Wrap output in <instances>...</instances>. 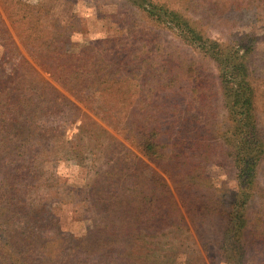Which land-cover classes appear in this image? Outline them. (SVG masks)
<instances>
[{"label": "rangeland", "instance_id": "1", "mask_svg": "<svg viewBox=\"0 0 264 264\" xmlns=\"http://www.w3.org/2000/svg\"><path fill=\"white\" fill-rule=\"evenodd\" d=\"M151 1L224 47L235 45L245 53L240 55L246 56L264 139V0ZM179 36L171 23L149 19L129 0H0V264H149L156 255L169 257V264L237 263L242 253L228 231L238 192L236 170L226 148L210 139L220 122L224 130L229 125L219 68ZM94 61L106 75L100 85H122L125 93L80 91L94 102L85 108L54 73L56 68L81 69L89 77L88 64ZM175 77L177 93L168 96L166 87ZM51 87L71 102L61 104ZM115 96L129 103L126 124L114 119L116 111L105 114L97 103ZM54 100L60 103L56 107ZM154 100L167 107L157 114L168 120L158 125L162 141L172 143L164 131L175 127L185 139L183 146L196 154L211 145L214 158L209 162L189 154L205 165L203 177L211 183L199 196L188 189L193 183L185 178V169L175 170L180 175L174 181L138 148L142 129L156 125L153 112L143 109ZM172 105L177 113L168 115ZM81 112L90 120L80 118ZM94 123L115 140L101 134L103 147L76 155L70 142L81 138L86 144ZM79 127L83 135L77 136ZM10 145L19 146L13 150ZM152 171L178 204L160 229L150 228L155 223L151 217L162 214L154 206L158 198L149 199L150 190L152 196L161 192ZM256 177L246 212V264H264V159ZM109 209L114 216L104 213ZM107 221L110 235L121 237L90 239Z\"/></svg>", "mask_w": 264, "mask_h": 264}, {"label": "trees", "instance_id": "2", "mask_svg": "<svg viewBox=\"0 0 264 264\" xmlns=\"http://www.w3.org/2000/svg\"><path fill=\"white\" fill-rule=\"evenodd\" d=\"M134 6L142 9L148 18L155 20L156 22H169L171 23L180 33L181 40L186 42L187 44L195 47L199 50L200 53H203L204 55L210 57L213 59L219 68V80L221 83V89H222V96L224 99V109L225 113H227V120H228V129L224 130L223 123H219L220 125L217 126L213 132H211L210 139L216 140L218 143L223 145L226 148V156L229 159L230 163H232L233 167L236 170V179L238 183V192L236 194V200L231 205V210L229 212L230 220L228 225V231H230L235 241L239 245V250L241 251V255L239 256V259L236 264H246L245 258L246 254L244 251L243 243L245 233L250 231L248 230V215L246 212H248V205L251 201V199L254 197L255 194V187L258 183L257 172L259 170V167L261 165V162L264 159V139L262 135L260 134L259 127H258V119H256V110H255V98H256V91L253 87V83L251 81V78L249 77L250 71H248V67L245 63V54L241 52V49H237V46H229L224 47L222 44L214 41L212 38L203 35L200 31L198 32L195 27H193L188 21L181 20L179 18L178 13H167L163 12L162 9H160V6L154 5L151 0H129ZM163 12V13H161ZM163 20V21H162ZM191 21V20H190ZM160 23V22H159ZM179 36V37H180ZM88 66L92 67L90 69V75L89 77L85 76L84 71L81 69H78L77 71L69 72L68 69H55L54 76L57 74L59 75V78L57 77V80H61V84L64 86L63 88L68 89L71 91V95H74L75 97H79V101L81 104H84L83 106L85 108L91 107V105L94 103L92 101L89 102L88 98L81 97L82 92L80 91H94L95 93H101V92H108L112 93L113 89H115L113 92L122 94L125 93V90H122L123 86H115V85H100L104 80L103 78L106 75H101L100 70L97 69L99 66V63L97 61L90 62ZM47 71V69H45ZM50 72V71H47ZM80 72V73H78ZM82 72V73H81ZM53 76L52 72H50ZM121 74V72H120ZM116 74H114L115 76ZM189 78L191 75H187ZM114 79V78H113ZM42 79V83H46L45 80ZM109 80H112L109 78ZM171 80V79H170ZM75 82L74 86L76 87L75 91H73V85L71 82ZM173 82L172 86L166 87L169 91L168 96H174L177 93V82L179 81L176 77L171 80ZM78 84V85H77ZM116 84V83H115ZM166 86V85H165ZM50 89V87H48ZM52 88V87H51ZM129 89V87H127ZM164 89L167 90V89ZM65 89V90H66ZM52 90L59 96L62 97L63 102L62 103H70L66 97L62 95L58 90L55 88H52ZM148 92H152V89H148ZM101 102V103H100ZM55 107L57 104L54 100ZM104 108L106 111L105 114H108L110 116H114L113 112L116 111L117 115H115L114 119L119 118V122L121 123L122 120L123 123L126 124L128 117H130V108L128 101H125L123 99H118L113 97V99L109 101H99L97 102ZM162 102L159 101H151L146 105H143V109H148V114L153 112L151 120L155 121L157 118L156 125L154 127H147L145 126V129H142L140 137H139V145L138 148L140 152L150 159L155 165L159 166L164 173L172 180H174V177L180 175V172L174 173L175 170L181 168L185 169L184 172L185 178L188 179L189 183H193V187H189L191 191L197 190L198 196L200 193V189H210L211 183L208 181L209 179L204 178L203 175L205 173V165H200L199 163H196L191 157L189 156L190 152H194L190 154L192 157L199 156L202 158L203 161L209 162L212 160V156L214 158V155L211 153L213 150L209 148L211 145H205L204 149H202V153L197 152V154L194 151V148H186L183 146V143L181 141H184L185 139L182 138V140L179 137V130L175 127L173 129L167 128V131H164L165 134H168L169 138L168 140H171L172 143L164 142L162 139H160L161 133L159 131V123L162 122L163 126L166 123L165 118L160 119L157 117V114L161 113L163 110H167V107L165 108ZM73 107L80 112L81 109L76 106L75 104ZM142 108V107H141ZM176 105H172L170 107V110L166 113L168 115H173L177 113ZM227 111V112H226ZM80 118H87V115L85 113L81 112ZM151 115V114H150ZM79 118V117H77ZM225 119V118H224ZM90 120V119H89ZM224 122V120H223ZM153 123V122H152ZM155 124V123H154ZM94 128L92 131H89L90 138L86 144L82 143V139L78 138V140H74L71 143V148L73 152L76 155H79L81 152V149L84 150L85 148H98L99 146L103 147L105 144L101 141L102 135L105 134L104 137H109V140H115L112 136H109L107 134V131L101 127L99 124L94 123ZM169 127L174 126L173 124H168ZM95 129L98 130L96 132H99L98 134L95 133ZM84 130L83 127H79L78 135H83L82 131ZM124 133H129V129H125ZM163 133V132H162ZM164 134V133H163ZM176 134V135H175ZM76 136V137H77ZM133 136V135H132ZM173 138V139H172ZM93 140V141H92ZM179 140V141H178ZM19 145L16 146H9L13 150L16 149ZM197 151V150H196ZM115 152V151H114ZM80 156V155H79ZM183 161L181 162V160ZM204 163V162H203ZM172 168V169H170ZM173 170V171H172ZM153 172V171H152ZM154 177V183L157 184L160 187L161 192L155 191L154 193H158V196L153 195L152 193L154 190H150L151 197L149 198L151 202L155 198H158L159 205H154L162 210L157 211L158 213H162L160 215L154 214L151 217V221L155 222L152 227H158L160 229L161 227L165 228L166 221L171 220L173 218L174 214H169L168 211L172 209L178 211V204L173 199V193L170 191L169 187L165 183L163 179L160 178V176L153 172ZM174 176V177H173ZM109 179V178H108ZM107 179V180H108ZM175 181V180H174ZM198 182V183H197ZM197 183V185L195 184ZM208 191V190H207ZM254 192V193H253ZM204 192L201 191V194ZM155 197V198H154ZM104 201V200H100ZM119 200L117 199L114 201L116 204ZM166 211H165V210ZM111 215L113 212L110 211H104L105 214L110 213ZM128 218V217H127ZM112 222V220H110ZM110 221H107L105 225L103 226V229L92 233L93 238L89 237L90 239H93L96 243L100 240H103L105 238H108L109 236H118L121 237V234H111L110 231L107 229H110V226L107 225L111 223ZM175 224V220L172 221L169 225ZM162 228V232L163 229ZM233 228L235 230H233ZM259 233L257 232V235ZM124 238H130L131 235H123ZM85 244V243H84ZM229 245L232 247V244L229 243ZM126 251L128 255H131L132 248L130 245H126ZM79 251H82L83 248L78 247ZM76 248V249H78ZM153 262H150L149 264H169V257L162 259L161 256H154ZM128 264H131L130 262Z\"/></svg>", "mask_w": 264, "mask_h": 264}]
</instances>
